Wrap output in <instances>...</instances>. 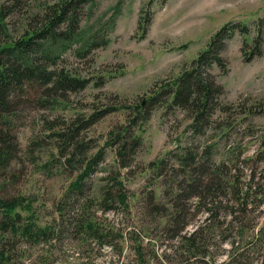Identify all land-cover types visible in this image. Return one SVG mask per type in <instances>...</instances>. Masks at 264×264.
I'll list each match as a JSON object with an SVG mask.
<instances>
[{
    "label": "rangeland",
    "instance_id": "obj_1",
    "mask_svg": "<svg viewBox=\"0 0 264 264\" xmlns=\"http://www.w3.org/2000/svg\"><path fill=\"white\" fill-rule=\"evenodd\" d=\"M12 1L0 0V4ZM53 1L57 0L14 1L6 17L5 31L0 32V41L16 39L31 30L38 7ZM146 17L150 21L147 25L143 20ZM79 20L82 36L94 33L104 44L87 52L83 50L79 55L75 52L77 45L73 46L62 53L57 68L87 77L89 84L82 90L69 92L64 101L56 98L47 107L39 106L35 98L26 99L12 120L11 133L18 144V155L8 169L0 168V196L29 198L36 222L43 224L55 219L58 226L51 244L22 246L23 254L16 264H136L135 239L141 243L145 264H264V229L259 231L264 227V192H260L264 163L255 158L258 152H264V113L215 112L212 116L215 123L200 136L185 130L190 119L178 108L155 106L146 120L132 126L130 110L115 108L84 129L81 136L87 140V156L102 147L104 158L86 180L82 194L73 196L71 210L77 203L95 196L102 184L101 177L115 167L114 147L105 145L111 131L128 125L140 136L134 159L121 171L127 173L123 185L132 195L128 211L102 212L97 204L92 202L90 206L92 213L122 231L118 249L84 240L72 228V212L63 219L57 218L54 204L84 162L74 167L64 162L66 168H62L59 161H63V156L58 157L57 142L50 134L60 127L61 121L71 122L77 116L87 119L90 113L101 109L142 103L152 89L188 65L206 47L211 35L230 21L246 24L248 42L256 36L259 25L263 43L260 55L245 62L242 35L233 32L225 41L220 56L226 72L222 73L215 64L209 69L223 87L219 101L223 105L243 104L238 111L250 106L263 107L264 0H93L91 10L81 11ZM176 144L190 148L209 144L211 160L226 161L242 190L251 186L247 208L243 211L233 201H227L231 207L222 206L198 236V247L205 254L191 259L184 251L185 243L172 236L163 216L144 209L146 192L153 193L155 204L163 205L172 185L166 170L158 178L144 170L165 150L175 149ZM70 150L69 147L66 153ZM258 186L261 189L254 191ZM228 211L234 212L231 215ZM206 217L205 212H193L182 234L205 223Z\"/></svg>",
    "mask_w": 264,
    "mask_h": 264
},
{
    "label": "trees",
    "instance_id": "obj_2",
    "mask_svg": "<svg viewBox=\"0 0 264 264\" xmlns=\"http://www.w3.org/2000/svg\"><path fill=\"white\" fill-rule=\"evenodd\" d=\"M14 1L16 0L7 5L0 4V32L5 31L6 17L11 13ZM92 4L93 0H57L42 3L32 18L31 30L24 31L16 39L6 38L0 41L1 169H8L17 158L18 144L11 133L14 127L12 120L16 118L19 106L24 100L35 98L39 106L47 107L53 104L56 98L64 101L69 92L82 90L89 84V78L78 76L62 67L57 68V63L62 53L73 46L77 45L75 52L79 55L83 50L87 52L104 44V40H99L94 33L88 36H82L81 33L80 12L85 8L91 10ZM143 20L146 25L150 22L149 17ZM140 22L139 27L143 33L145 29L143 30L141 20ZM259 27L258 25L254 39L248 42L249 31L246 24L241 21L224 23L211 35L206 47L200 50L188 65H184L178 74L152 89L142 103L101 109L90 113L87 119H80L77 116L71 122L61 121L60 127L50 133L57 142L58 157L63 156V161H59V164L62 168H66L64 162L72 167L76 163L84 164L55 202L57 218L63 219L72 212V228L83 235L84 240H92L111 249L119 248L123 239L122 231L113 223H108L92 213L90 206L93 202L102 212L112 209L128 211L132 195L123 185L127 173L121 171L129 167L141 142L140 136L134 134L130 128L133 124L146 120L155 106L183 110L190 119L185 130L191 135L200 136L215 123L216 119H212L215 112L223 115L229 111L243 112L246 115L263 114L264 106L260 105L254 109L250 106L245 111H238L244 106L239 102L221 104L219 100L223 94V87L209 72L213 64L219 67L222 73L226 72L220 51L233 32H238L243 37L241 52L245 62L259 56L263 43ZM96 85L99 86L98 83ZM115 108L130 110L132 115L129 119L131 126L126 125L111 131L110 138L105 143L106 146L114 147L115 167L101 177L102 184L98 186L95 196L77 203V207L72 206L71 210L73 196L82 194L86 180L104 158L102 147L87 156L85 150L87 140L81 133ZM69 147L71 150L66 153ZM211 154L209 144L201 148L182 147L176 144L175 149L165 150L161 156L150 161L144 170L151 171L156 178L165 170L170 174L172 185L166 202L163 205L158 202L155 204L153 193L146 192V199L143 197L146 203L144 209L151 214L163 216L166 226L171 228L169 230L172 231V236L176 237L179 243H185L184 251L188 259L205 254L198 247L200 242L198 236L219 214L222 206L231 207L227 205V201H233L235 206L243 211L249 203L248 192L251 186L248 185L245 190L238 187L235 173H232L226 161L214 163L210 158ZM255 158L258 162L264 163V152H258ZM261 180L263 189L258 186L254 191L261 189L260 192H264V174ZM31 204L29 198L20 195L0 196V264H16L22 257V246L51 244L57 236L56 220L43 224L36 222L34 213L31 212ZM193 208L195 209L191 212ZM193 212H205L206 222L190 233L182 234L188 224L189 215H193ZM233 212L228 211L231 215ZM263 229L264 227H261L259 231L262 232ZM140 244V241L135 239L133 247L135 262L145 264L142 262Z\"/></svg>",
    "mask_w": 264,
    "mask_h": 264
}]
</instances>
